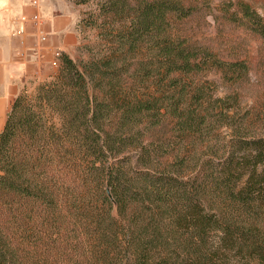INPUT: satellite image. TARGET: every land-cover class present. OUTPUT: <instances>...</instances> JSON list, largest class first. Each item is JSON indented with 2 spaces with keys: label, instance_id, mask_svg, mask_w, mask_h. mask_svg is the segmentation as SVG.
<instances>
[{
  "label": "trees",
  "instance_id": "obj_1",
  "mask_svg": "<svg viewBox=\"0 0 264 264\" xmlns=\"http://www.w3.org/2000/svg\"><path fill=\"white\" fill-rule=\"evenodd\" d=\"M190 11L101 0L76 26L102 48L82 66L61 51L49 80L14 97L0 264H264V137L206 79L248 68L175 34Z\"/></svg>",
  "mask_w": 264,
  "mask_h": 264
},
{
  "label": "rangeland",
  "instance_id": "obj_2",
  "mask_svg": "<svg viewBox=\"0 0 264 264\" xmlns=\"http://www.w3.org/2000/svg\"><path fill=\"white\" fill-rule=\"evenodd\" d=\"M100 1L76 5L62 0L59 12L64 19L73 17L75 24L80 15L96 9ZM183 4L191 8L190 14L183 19L172 18L171 30L192 44L208 49L222 61L246 63L247 74L235 84L223 80L221 74L213 70L206 74V79L213 81L211 86H215L216 96L233 94L239 98V115L251 123L253 133L264 137V0H183ZM67 33L69 49L66 54L79 66L102 48L103 41L96 30H81L75 26ZM49 44L47 41L44 46ZM51 58L50 48L38 53L37 60L41 64L35 72L34 68L27 73L22 89L33 93L40 83L57 72L58 67L50 63ZM170 126L171 123L167 124L156 135L161 136Z\"/></svg>",
  "mask_w": 264,
  "mask_h": 264
},
{
  "label": "crops",
  "instance_id": "obj_3",
  "mask_svg": "<svg viewBox=\"0 0 264 264\" xmlns=\"http://www.w3.org/2000/svg\"><path fill=\"white\" fill-rule=\"evenodd\" d=\"M61 9L62 0H39L37 7L31 5V0H0V131L12 100L23 87L24 77L34 68L35 72L41 64L37 60L42 50L37 42L38 28L23 23L20 18L38 12L40 28L47 34L50 43V46L44 47H58L66 53L69 49L67 32L76 26V22L74 24L73 17L64 19L59 12ZM20 26L24 28V33L15 35ZM62 36L65 37L62 39Z\"/></svg>",
  "mask_w": 264,
  "mask_h": 264
},
{
  "label": "built area",
  "instance_id": "obj_4",
  "mask_svg": "<svg viewBox=\"0 0 264 264\" xmlns=\"http://www.w3.org/2000/svg\"><path fill=\"white\" fill-rule=\"evenodd\" d=\"M39 4V0H31V5L34 7H37ZM20 21L23 23H30L32 26L38 28V35H37V42L38 46L41 49H45L44 44L47 41V34L40 28L41 26V18L38 12L33 13L31 16H22L20 18ZM24 33V28L19 27L17 30H15L14 34L15 35H22ZM50 52L52 53V58L50 63L53 66H58L59 65V57L61 55V51L55 48L50 49Z\"/></svg>",
  "mask_w": 264,
  "mask_h": 264
}]
</instances>
